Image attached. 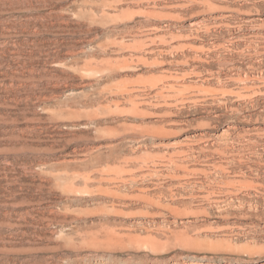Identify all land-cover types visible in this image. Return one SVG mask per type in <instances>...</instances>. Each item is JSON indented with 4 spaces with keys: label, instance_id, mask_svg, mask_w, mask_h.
<instances>
[{
    "label": "rangeland",
    "instance_id": "1",
    "mask_svg": "<svg viewBox=\"0 0 264 264\" xmlns=\"http://www.w3.org/2000/svg\"><path fill=\"white\" fill-rule=\"evenodd\" d=\"M263 30L264 0H0V264H264Z\"/></svg>",
    "mask_w": 264,
    "mask_h": 264
},
{
    "label": "bare ground",
    "instance_id": "2",
    "mask_svg": "<svg viewBox=\"0 0 264 264\" xmlns=\"http://www.w3.org/2000/svg\"><path fill=\"white\" fill-rule=\"evenodd\" d=\"M191 1V0H190ZM193 1H195V0H193ZM208 2V1H207ZM206 2V3H207ZM197 3V2H196ZM205 3V4H206ZM201 4H202V2H201ZM209 4H211L210 2H209ZM190 5V4H189ZM200 5V4H199ZM212 6V5H211ZM183 7H184V5H183ZM183 7H182V9H183ZM187 7H188V5H187ZM192 7V6H191ZM206 7H207V4H206ZM215 7V6H214ZM181 9V8H180ZM190 9V8H189ZM223 9V8H222ZM228 9V8H227ZM200 10H202V9H200ZM216 10H218V9H216ZM189 11V10H188ZM193 11V10H192ZM207 11L209 12V10L207 9ZM215 12V11H214ZM194 13V12H193ZM203 13H204V11H203ZM186 14V13H185ZM176 17V16H175ZM178 17V16H177ZM181 17H179V19H180ZM221 18V17H220ZM197 19V18H196ZM212 19V18H211ZM178 20V19H177ZM173 26V25H172ZM202 26V25H201ZM206 26V25H205ZM175 27V26H174ZM178 27V26H177ZM182 28V27H181ZM206 30V29H205ZM208 30V29H207ZM206 30V31H207ZM264 31V30H263ZM208 32V31H207ZM162 39V38H161ZM183 39H184V37H183ZM163 40V39H162ZM165 40V39H164ZM182 40V39H181ZM155 41V40H154ZM153 41V42H154ZM177 41V40H176ZM184 41V40H183ZM165 42H167V41H165ZM163 44H164V42H163ZM251 47V46H250ZM256 48V47H255ZM141 49V48H140ZM251 50V49H250ZM253 50V49H252ZM144 51V50H143ZM198 51L199 50H197V53H198ZM257 52V51H256ZM210 55V54H209ZM190 59V58H189ZM193 60V59H192ZM191 61V60H190ZM189 61V62H190ZM194 61H195V59H194ZM197 62V61H196ZM192 64V63H191ZM185 66V65H184ZM261 68V67H260ZM261 71V70H260ZM242 72V71H241ZM95 73V72H94ZM168 73V72H167ZM171 73V72H170ZM182 74V73H181ZM200 74V73H199ZM211 75H213V74H211ZM246 75V74H245ZM185 76V75H184ZM187 76V75H186ZM202 76V75H201ZM249 76V75H248ZM167 77V76H166ZM250 77V76H249ZM227 78V77H226ZM157 80H160V79H158V78H156ZM178 79V78H177ZM180 79H181V77H180ZM187 79V78H186ZM219 79V78H218ZM255 79H257V78H255ZM220 80V79H219ZM236 80V79H235ZM239 80V79H238ZM237 80V81H238ZM243 80H245V79H243ZM247 80V79H246ZM249 80H250V78H249ZM252 80H254V79H252ZM251 80V81H252ZM258 80V79H257ZM262 80H263V78H262ZM202 81V80H201ZM255 81V80H254ZM161 82V81H160ZM179 82V81H178ZM177 82V83H178ZM186 82V81H185ZM205 82V81H204ZM211 82V81H210ZM225 82V81H224ZM156 83H157V81H156ZM167 83V82H166ZM202 83V82H201ZM225 83H227V82H225ZM230 83V82H229ZM160 84V83H159ZM210 84V83H209ZM224 84V83H223ZM153 85H154V83H153ZM175 85V84H174ZM183 85V84H182ZM230 85V84H229ZM238 85V84H237ZM259 85V84H258ZM192 86H194V85H192ZM191 86V87H192ZM156 87V86H155ZM184 87V86H183ZM201 87V86H200ZM214 87V86H213ZM145 88V87H144ZM150 88V87H149ZM152 88V87H151ZM172 88V87H171ZM173 88H175V87H173ZM187 88H188V86H187ZM190 88V87H189ZM203 88V87H202ZM205 88V87H204ZM207 88V87H206ZM209 88V87H208ZM226 88V87H225ZM240 88H242V87H240ZM250 88H251V86H250ZM158 89V88H157ZM166 89V88H165ZM168 89V88H167ZM176 89V88H175ZM179 89H180V86H179ZM198 89H199V87H198ZM258 89V88H257ZM143 90V89H142ZM200 90V89H199ZM203 90V89H202ZM248 90H250L249 88H248ZM176 91H177V89H176ZM184 91V90H183ZM204 91H205V89H204ZM208 91V90H207ZM215 91V90H214ZM218 91V90H217ZM152 92V91H151ZM209 92V91H208ZM212 92V91H211ZM260 92V91H259ZM129 93H131V92H129ZM128 93V94H129ZM157 93V92H156ZM179 93L180 92H178V97H179ZM216 93V92H215ZM219 93V92H218ZM227 93V92H226ZM225 93V94H226ZM241 93V92H240ZM160 94H162V96L164 95L163 93H160ZM206 94H208V93H206ZM217 94V93H216ZM220 94V93H219ZM228 94V93H227ZM130 95V94H129ZM157 95V94H156ZM215 95V94H214ZM241 95V94H240ZM244 95V94H243ZM252 95V94H251ZM175 96H176V93H175ZM219 96V95H218ZM156 97H158V96H156ZM180 97H181V95H180ZM185 97V96H184ZM217 97V96H216ZM256 97V96H255ZM165 98V97H164ZM173 98V97H172ZM176 98V97H175ZM182 98V97H181ZM220 99H221V97H219ZM257 98V97H256ZM158 99H159V97H158ZM177 99V98H176ZM179 100V99H178ZM181 100V99H180ZM218 100V99H217ZM10 102V101H9ZM222 103V102H221ZM223 105H224V103H223ZM135 106V105H134ZM134 106H133V108H134ZM14 120V119H13ZM26 132V131H25ZM228 135V134H227ZM224 136V135H223ZM223 139V140H222ZM221 140L223 141V142H225V144H226V142H227V138H222ZM219 141V140H218ZM173 162V161H172ZM128 164H129V162H128ZM175 166H176V164H175ZM117 169V168H116ZM119 169V168H118ZM120 170V169H119ZM136 174V173H135ZM220 175V174H219ZM55 176V175H54ZM72 187H73V185H72ZM66 188V187H65ZM86 188V187H85ZM80 191H82V190H80ZM66 192V191H65ZM77 192V191H76ZM87 192V191H86Z\"/></svg>",
    "mask_w": 264,
    "mask_h": 264
}]
</instances>
